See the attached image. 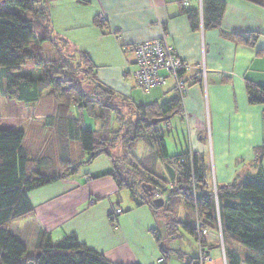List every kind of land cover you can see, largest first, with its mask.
I'll use <instances>...</instances> for the list:
<instances>
[{"label": "trees", "instance_id": "1", "mask_svg": "<svg viewBox=\"0 0 264 264\" xmlns=\"http://www.w3.org/2000/svg\"><path fill=\"white\" fill-rule=\"evenodd\" d=\"M224 10V0H202L203 29H217ZM186 16L191 29L196 30L198 12L188 11ZM96 22L102 29L106 26L99 19ZM230 38L250 47L255 43L247 37ZM91 70L85 53L53 36L45 0H0V71L6 98L25 106L38 103L44 94L53 101L51 113H34L24 129L0 128V264H114L81 244L75 234L54 240L40 232L35 254L27 257L26 247L8 230L10 222L32 217L29 192L72 177L81 166L101 156L110 158L112 171L106 175L119 191L129 193L135 207L147 206L151 213L163 211L168 229L178 225L195 239L198 257L172 251L184 264H204L201 259L207 257L202 249L206 236L213 232L221 234L226 264H264V142L254 150L256 174L217 186L216 200L198 154L184 152L173 157L169 164L174 166L175 176L168 183L155 173L152 156L139 161L131 149L143 138L159 158L168 160L167 123L181 114L184 95L173 85L172 97L163 103L134 104L98 84ZM184 74L181 70L177 77L186 87ZM219 82L227 84L228 80L221 77ZM85 85L90 86L88 91L83 89ZM245 90L249 105H264V86L246 82ZM85 113L100 122L99 132L84 126ZM110 115L115 118L114 131L108 127ZM52 131L59 146L57 166L48 155L49 148L43 149ZM71 143L77 144L79 156L72 154ZM116 149L118 153H114ZM143 185L153 188L151 198L143 194ZM155 192L164 201L162 208L156 209L151 203ZM169 196H179L196 220L180 222L172 217L170 212L175 214L176 206ZM156 231L152 230V238L167 260L169 253L162 249ZM233 240L245 249L242 254L233 248Z\"/></svg>", "mask_w": 264, "mask_h": 264}, {"label": "crops", "instance_id": "2", "mask_svg": "<svg viewBox=\"0 0 264 264\" xmlns=\"http://www.w3.org/2000/svg\"><path fill=\"white\" fill-rule=\"evenodd\" d=\"M45 1L53 36L87 55L98 84L134 104L163 103L172 97L174 84L170 82L141 98L131 78L135 69L132 46L164 38L175 56L189 66L182 77L186 84L182 112L175 115L178 126L172 121L173 127L188 132L185 152H201L211 164V171L205 173V177L209 173L206 180L211 188L256 174L254 150L264 142V105L248 104L245 83L264 86V0L261 5L224 0L220 25L213 30L203 29L202 0ZM192 10L199 15L196 30L186 16ZM101 17L106 19L103 29L96 22ZM231 35L255 39V43L250 47L234 42ZM1 77L0 71V98L22 112L11 124L2 115L1 129H24L34 113L52 112L53 101L46 94L29 106L8 100ZM221 77L228 83L221 84ZM202 136L208 137L204 145L198 143ZM71 147L72 154L79 156L77 144L71 143ZM47 148L57 166L59 146L53 131L44 144L43 149ZM261 168L264 173V159ZM167 169L175 176V170ZM111 171L110 158L101 156L81 166L76 175L29 192L33 215L10 222L9 232L33 255L40 232L54 240L75 234L81 244L111 263L155 264L162 255L151 235L152 213L147 206L135 207L130 197L122 206V191L106 175ZM116 208L122 213L111 222ZM217 239L215 234L206 236L202 251L208 261L204 264H226L222 241ZM199 255L198 249L195 257Z\"/></svg>", "mask_w": 264, "mask_h": 264}, {"label": "rangeland", "instance_id": "3", "mask_svg": "<svg viewBox=\"0 0 264 264\" xmlns=\"http://www.w3.org/2000/svg\"><path fill=\"white\" fill-rule=\"evenodd\" d=\"M134 71V70H133ZM132 78V77H131ZM88 85H85L83 87V89L85 90H89L87 89ZM150 93V92H149ZM148 93V94H149ZM137 95L140 96L141 98H145L146 99V95L145 93L142 92H137ZM4 99L0 98V117H2V115L9 117V121H7L6 123L11 124V123H16V119L19 118V116H22V112L21 111H17L16 109L17 106H12V105H5V101H3ZM45 100V99H44ZM44 102V101H43ZM17 104V103H15ZM42 104V103H41ZM44 110V109H42ZM84 126L88 129L93 130L95 133L99 132V128H100V122L90 118L89 116H87V114L85 113L84 115ZM24 118V117H22ZM31 118V117H30ZM28 118L25 122V125L27 123V121L30 119ZM174 120L175 124H178V119L176 116L172 117L168 123L170 124V130L167 133V135L165 136V148H166V152L168 155V160H164L159 158L155 151L148 145L146 139H138L132 149L131 152L132 154L136 157L137 160L139 161H143L144 159H146L148 156H152L153 160H154V165H155V173L158 174L159 176H163L165 178V180L168 183L173 182L174 180V176H172L167 167H170L171 169L174 170V166L169 164V161L179 155L182 154L186 151V147L188 146V132L186 129H184V131L182 130V132L177 128L172 126V121ZM167 123V124H168ZM165 125H162L161 127L164 128ZM178 126V125H177ZM108 127L110 130H115L116 125H115V118L113 115H110L109 117V121H108ZM169 127V126H167ZM200 142H198L200 145H204L207 143L208 141V137H203L201 138V140H199ZM204 143V144H203ZM119 150L116 149V151L114 153H118ZM117 155V154H115ZM74 156L76 157L77 154L74 153ZM199 156L202 159V162L204 165V169H205V173L211 171V164L207 163V161H205V156L202 155V153L200 152ZM208 162H210V160H208ZM210 169V171H209ZM209 174V173H208ZM207 174L206 178H209V175ZM210 180L212 181V175L210 176ZM212 189L214 190V199L216 200V187L212 186ZM120 196L123 197L124 199L122 206L126 205L127 203H129V193L127 191H122L120 192ZM169 198H171V200H173V204L176 206V212L174 214V212L171 213L172 217L177 218L178 221L183 222L186 218H189L190 220L195 221L196 220V215L193 211L188 210L182 201L181 198L178 196H169ZM173 205V207H174ZM118 209V208H116ZM115 209V210H116ZM152 216H153V220H154V229H156L157 234L161 240V247L163 250H165L167 253H169V264H184L182 262L181 259L178 258V256H172V251L174 252H179L182 255L188 256V257H195V255H197L198 252V243L195 241L194 238L190 237L183 229L180 228V226H174L172 227V229H168V219L164 216L163 211L157 210V211H153L152 210ZM113 214V213H112ZM118 217V216H117ZM112 222V221H111ZM214 235V232L213 234ZM215 235L217 236V242L220 243V232H215ZM233 248L236 249L238 251V253L242 254L245 249L238 244L237 242H235V240H233ZM158 248V247H157ZM33 254L31 252L27 253V257H32Z\"/></svg>", "mask_w": 264, "mask_h": 264}, {"label": "built area", "instance_id": "4", "mask_svg": "<svg viewBox=\"0 0 264 264\" xmlns=\"http://www.w3.org/2000/svg\"><path fill=\"white\" fill-rule=\"evenodd\" d=\"M101 22H106L104 17H101ZM132 52L135 57V69L131 73L135 88L143 93H149L156 87H165L168 82L173 81L174 87L182 96L186 92L185 85L178 79L179 71H187L189 66L179 60L164 38L145 41L135 44L132 47ZM201 69V66L199 67ZM161 195L155 192L153 199H159ZM122 213V210L116 209L110 216V220L114 222L116 217ZM203 232V235H206ZM210 235V234H208ZM203 263L208 261V258L201 259ZM155 264H166L163 257H159Z\"/></svg>", "mask_w": 264, "mask_h": 264}, {"label": "water", "instance_id": "5", "mask_svg": "<svg viewBox=\"0 0 264 264\" xmlns=\"http://www.w3.org/2000/svg\"><path fill=\"white\" fill-rule=\"evenodd\" d=\"M142 190H143V194L147 197V198H151L152 196V187L149 185H143L141 186ZM152 205L153 207H155L156 209L162 208L164 206V201L163 199H153L152 200Z\"/></svg>", "mask_w": 264, "mask_h": 264}, {"label": "flooded vegetation", "instance_id": "6", "mask_svg": "<svg viewBox=\"0 0 264 264\" xmlns=\"http://www.w3.org/2000/svg\"><path fill=\"white\" fill-rule=\"evenodd\" d=\"M160 199V198H159Z\"/></svg>", "mask_w": 264, "mask_h": 264}]
</instances>
